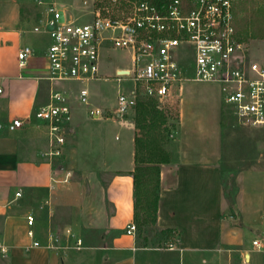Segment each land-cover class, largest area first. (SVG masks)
Returning a JSON list of instances; mask_svg holds the SVG:
<instances>
[{"label":"crops","instance_id":"obj_1","mask_svg":"<svg viewBox=\"0 0 264 264\" xmlns=\"http://www.w3.org/2000/svg\"><path fill=\"white\" fill-rule=\"evenodd\" d=\"M50 1L71 19L85 17L83 13L94 3ZM30 2L0 0V244L8 247L7 253L0 249V264H233L236 251L243 258L249 254L251 260L258 252L253 240L264 241V169L239 171L237 192L232 201L228 199L221 177V86L186 81L175 89L177 129L165 144L172 160L161 166L157 223L145 227L158 234L151 237L138 229L136 235L129 234L128 225L135 223V122L108 118L115 126L103 122L89 127L86 112L100 106L95 98L80 110L72 104L64 155L53 159L43 155L45 134L35 126L34 111L49 97L50 82L42 76L48 71L45 54L51 39L34 30L44 7L33 1L38 22L32 25ZM24 45H31L35 56L22 69L18 53ZM254 57L264 62L261 54ZM90 92L92 98L91 88ZM15 119L24 121L23 125L12 127ZM86 150L87 167L103 168L109 175L104 194L111 213L98 229L102 232L99 242L88 241L84 235V184L72 166ZM29 214L36 218L34 229L41 246L28 248ZM69 230L83 239L82 248L68 245L74 243ZM50 232L60 238L58 248L45 246ZM171 242L174 248L168 246Z\"/></svg>","mask_w":264,"mask_h":264},{"label":"built area","instance_id":"obj_2","mask_svg":"<svg viewBox=\"0 0 264 264\" xmlns=\"http://www.w3.org/2000/svg\"><path fill=\"white\" fill-rule=\"evenodd\" d=\"M36 3L44 7V15L34 30L47 33L51 39L45 54L48 71L42 76L50 82L49 97L34 111L35 126L45 134L44 156L53 159L64 155L73 120L71 97L55 82L84 84L79 98L89 105L91 92L87 84L111 79L103 71L104 53L111 50L129 51L132 66L116 69L112 76L119 86L112 115L97 106L89 110L93 119H127L140 96L155 98L162 104L173 98L175 89L184 82L198 81L218 83L224 107L240 123L264 126V62L254 58L248 43L239 39L232 0H102L97 5L94 2L82 19L69 18L51 1ZM34 56L31 45L22 46L18 53L20 67H27ZM125 80L133 82L131 89L121 87ZM23 123L15 119L12 127ZM27 220L31 238L28 248L41 246L34 229L36 218L29 214ZM136 232V223L129 224L127 233ZM68 237L74 241L68 245L83 247V239L70 230ZM59 240L56 233L50 232L45 246L58 248ZM253 247L263 251L264 241L255 238ZM0 249L8 252L4 244ZM249 261L248 254L243 263Z\"/></svg>","mask_w":264,"mask_h":264},{"label":"rangeland","instance_id":"obj_3","mask_svg":"<svg viewBox=\"0 0 264 264\" xmlns=\"http://www.w3.org/2000/svg\"><path fill=\"white\" fill-rule=\"evenodd\" d=\"M33 1L34 0H31L30 2L32 25L38 22V20L36 19L38 9L35 5V2ZM100 1L102 0H94L96 5ZM253 3L254 0H240L239 3H235L234 23L235 25H237L239 33L242 32L243 28L248 26L250 22L248 21L249 19H247V17L244 15L245 6H253ZM252 40L246 41L250 50L254 51L253 53L261 54V56H264V42L255 41L254 43ZM252 42L255 45H253ZM104 55V76H107L111 79L94 80L89 82L87 86L89 87V89L91 88L92 91V98L90 97V100L93 101L95 98L97 104L105 109L109 115H112L111 111L116 108L117 105V93L119 87L117 82L113 80L112 76L115 75L117 67H131L132 59L131 53L126 50L106 51ZM254 55L252 56L254 57ZM187 59H189V57H185V60ZM258 59L263 60L262 58ZM55 84L57 87L70 92L69 95L71 94L70 97L73 99L72 104L74 106L77 105V108L79 110L81 106L83 108H87L88 105L86 106V104L83 103L79 98L80 89L84 84L78 81H56ZM132 86L133 82L131 80H125L121 85L124 90H129L132 88ZM175 96L176 94L174 93L173 98L165 100L162 104L157 100L159 103V107L160 104L162 106V108L160 107V109H162L165 115L168 117V121L170 123L169 129L171 130V134L176 132L178 123V100ZM224 109L228 117V122L224 126V152L222 164L231 169L228 172L226 190L228 199L232 201L235 196L232 181L235 179L236 174L239 171L246 169H264V126L244 125L238 121V119L231 113L228 108L224 107ZM79 110H77V113ZM85 110L87 111L89 110V108ZM135 113L136 109L130 111L126 118L135 122ZM94 120L95 119L91 117L89 111L88 113L86 112L85 121L88 123L87 125H89V127L93 125H101V123L103 122L108 125L115 126V122L108 118L98 120L96 119V121ZM171 134L168 140L171 139ZM88 153L89 152L87 150L84 152L82 151L79 157L80 161L74 162V159L72 166L73 170H75L74 175L81 178L84 184L85 205L82 211L83 223L85 225L84 235L86 239H88V241L90 240L99 242L102 232L98 231V229L100 226L106 225L107 218L111 213V205L105 199L104 194V188L106 186L109 175H106L107 172H105L103 168L87 167ZM84 157L85 160L83 159ZM145 230L151 237L156 236L157 232L152 228H146ZM159 242H161V240ZM160 245L162 246L164 244L160 243ZM232 262L233 264H264V250L255 252L252 255L251 260L247 263H243V257L241 253L236 251L234 252Z\"/></svg>","mask_w":264,"mask_h":264},{"label":"trees","instance_id":"obj_4","mask_svg":"<svg viewBox=\"0 0 264 264\" xmlns=\"http://www.w3.org/2000/svg\"><path fill=\"white\" fill-rule=\"evenodd\" d=\"M233 1L235 3L240 2V0ZM244 15L250 22L248 26L243 28L242 32L239 33L238 31L239 39L245 42L252 39H264V0H254L253 6H245ZM135 109L137 130L135 137L136 165L134 171H132L134 177L135 223L138 231L143 232L145 227L155 226L157 223L161 166L170 163L172 160L170 151L165 148L171 130L169 129L168 117L160 109L157 99L140 96ZM227 120L226 111L223 109V126L226 125ZM230 170L221 163L222 183L226 189ZM232 184L234 193H236L235 179ZM166 232L167 230H165Z\"/></svg>","mask_w":264,"mask_h":264},{"label":"water","instance_id":"obj_5","mask_svg":"<svg viewBox=\"0 0 264 264\" xmlns=\"http://www.w3.org/2000/svg\"><path fill=\"white\" fill-rule=\"evenodd\" d=\"M64 19V17H63V13L61 14V17H60V20L62 21ZM53 27L50 25L49 26V29H52Z\"/></svg>","mask_w":264,"mask_h":264}]
</instances>
